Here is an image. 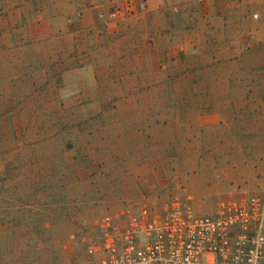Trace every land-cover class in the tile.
<instances>
[{
	"label": "rangeland",
	"instance_id": "374dc122",
	"mask_svg": "<svg viewBox=\"0 0 264 264\" xmlns=\"http://www.w3.org/2000/svg\"><path fill=\"white\" fill-rule=\"evenodd\" d=\"M263 190L264 0H0V264H89L106 213Z\"/></svg>",
	"mask_w": 264,
	"mask_h": 264
},
{
	"label": "built area",
	"instance_id": "2783aa9c",
	"mask_svg": "<svg viewBox=\"0 0 264 264\" xmlns=\"http://www.w3.org/2000/svg\"><path fill=\"white\" fill-rule=\"evenodd\" d=\"M100 17L115 21L123 11ZM96 231L86 242L89 264H264V190L227 195L213 214H198L183 195L137 203L103 215Z\"/></svg>",
	"mask_w": 264,
	"mask_h": 264
},
{
	"label": "trees",
	"instance_id": "16d2710c",
	"mask_svg": "<svg viewBox=\"0 0 264 264\" xmlns=\"http://www.w3.org/2000/svg\"><path fill=\"white\" fill-rule=\"evenodd\" d=\"M56 245V242H52V245H51V247H54ZM47 246H49L48 244H47Z\"/></svg>",
	"mask_w": 264,
	"mask_h": 264
},
{
	"label": "clouds",
	"instance_id": "9594fccd",
	"mask_svg": "<svg viewBox=\"0 0 264 264\" xmlns=\"http://www.w3.org/2000/svg\"><path fill=\"white\" fill-rule=\"evenodd\" d=\"M250 264H251V262H250Z\"/></svg>",
	"mask_w": 264,
	"mask_h": 264
}]
</instances>
